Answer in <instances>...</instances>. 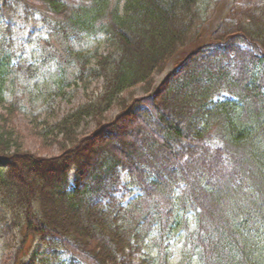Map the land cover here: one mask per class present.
Returning a JSON list of instances; mask_svg holds the SVG:
<instances>
[{
  "label": "trees",
  "instance_id": "trees-1",
  "mask_svg": "<svg viewBox=\"0 0 264 264\" xmlns=\"http://www.w3.org/2000/svg\"><path fill=\"white\" fill-rule=\"evenodd\" d=\"M208 1L0 0L43 26L50 65L45 85L19 91L23 65L0 40V238L15 228L12 264H47L30 252L37 240L68 256L54 264H173L164 245L139 259L172 237L175 264H264V0H233L206 32ZM87 38L98 45H72Z\"/></svg>",
  "mask_w": 264,
  "mask_h": 264
},
{
  "label": "rangeland",
  "instance_id": "rangeland-1",
  "mask_svg": "<svg viewBox=\"0 0 264 264\" xmlns=\"http://www.w3.org/2000/svg\"><path fill=\"white\" fill-rule=\"evenodd\" d=\"M244 2H254L260 0H243ZM233 0H209L207 4L204 6V15H205V22L204 28L206 32L212 31L216 26L220 23L223 16L227 13V10L230 8ZM5 25H10L9 31L6 30ZM41 35L45 37L43 26L37 23L35 18L29 17L25 19L23 14H19V11H8L4 8L0 3V40L2 41L1 46L2 48L8 50V52L12 55V57L16 59H20L23 65V68L20 71V77L22 81H20V85L16 86V89L19 91L24 90V85L27 83H35V84H42L45 85L48 81L49 76V68L50 65H47V60H45L42 56L43 52H47L48 47L43 45L41 51L37 49V43L39 42L35 39L36 35ZM98 39L87 38L79 42H74L72 45L79 48H92L94 45H98ZM34 64L33 66H31ZM29 65V66H28ZM173 68L172 64L170 63L166 69L168 73ZM52 72V70L50 71ZM164 78V73H161L155 78V85H159L162 79ZM47 86H50L47 85ZM42 88L44 86H41ZM139 87H136L132 90L133 97H140L142 96V92L139 91ZM84 100L83 95L79 92L76 96L72 99V103H66L62 101H58L55 103L54 107L57 106L58 102H62L60 104V110L62 111L67 110L70 106L75 105ZM116 111L112 112L111 115H115ZM16 125H25L29 121V117L24 115V113H19L16 116ZM27 141L24 142V145L28 147L31 145V149H35L34 140L28 137ZM35 146V147H34ZM36 148L35 150H38ZM50 153L54 152V150L50 149ZM38 153L44 156H47V151L38 150ZM72 178V174H71ZM123 181L127 182L128 179L126 176H123ZM134 193V192H133ZM131 197V196H130ZM128 195L125 196L124 203L128 202ZM6 214V213H4ZM7 222L8 219H5ZM13 232L7 233V237L5 239L0 238V264H12V258L15 251V247L13 246L14 240L13 236L16 232L15 228L11 229ZM181 240L179 237H172L170 240L159 243L155 240H149L144 245L141 253L139 254V259H144L145 257L142 254H149L153 257H157L156 250L162 248L161 246L164 245L167 249V256H169L168 260L170 263L175 264L178 261L180 256V247H181ZM44 244L37 240L33 243V246L30 252H35L37 254L36 260L38 263H47V264H54L60 263L67 259V255L63 254L60 250L52 249H44ZM138 258V256H137ZM138 259V260H139ZM151 259V258H150ZM137 263L139 261H136ZM139 264H152V263H139Z\"/></svg>",
  "mask_w": 264,
  "mask_h": 264
}]
</instances>
